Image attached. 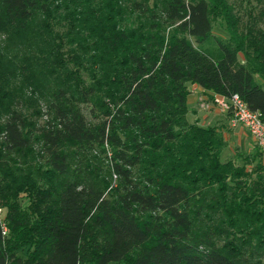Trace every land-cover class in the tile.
Here are the masks:
<instances>
[{"label": "trees", "instance_id": "16d2710c", "mask_svg": "<svg viewBox=\"0 0 264 264\" xmlns=\"http://www.w3.org/2000/svg\"><path fill=\"white\" fill-rule=\"evenodd\" d=\"M243 4L0 0V264H264L262 151L188 119L197 84L264 120Z\"/></svg>", "mask_w": 264, "mask_h": 264}, {"label": "built area", "instance_id": "2783aa9c", "mask_svg": "<svg viewBox=\"0 0 264 264\" xmlns=\"http://www.w3.org/2000/svg\"><path fill=\"white\" fill-rule=\"evenodd\" d=\"M218 107L231 114L230 124L245 126L251 134L255 145L264 155V120L258 112L252 111L241 97L235 94L231 98L215 96ZM6 209L0 204V225L3 235L8 234Z\"/></svg>", "mask_w": 264, "mask_h": 264}, {"label": "crops", "instance_id": "0c3cea01", "mask_svg": "<svg viewBox=\"0 0 264 264\" xmlns=\"http://www.w3.org/2000/svg\"><path fill=\"white\" fill-rule=\"evenodd\" d=\"M190 94L188 97H192L194 101V105L191 109H189L188 113V119L189 115L191 114V119H189L191 122L198 120L199 124L202 126H207V122L202 123L201 117H209L210 115H206L207 113L212 114V118L214 117L217 119L216 125L214 127H217L219 132L225 131V129H228L231 131V128L234 129L231 132V137L236 138L239 142V148L242 151H246L248 154L252 153L255 150V142L249 133L248 129L243 125H237L235 127H232L230 125V119L231 115L230 113L222 110L220 107H213L211 109H199V106L201 102L206 98L207 95H211L210 92H205L202 87H200L197 84H189L188 85ZM203 114V115H202ZM223 121V122H222ZM226 121L229 123V127H226ZM212 122V121H210ZM209 123V122H208ZM222 134V133H221ZM222 136L228 141L225 134H222Z\"/></svg>", "mask_w": 264, "mask_h": 264}, {"label": "rangeland", "instance_id": "374dc122", "mask_svg": "<svg viewBox=\"0 0 264 264\" xmlns=\"http://www.w3.org/2000/svg\"><path fill=\"white\" fill-rule=\"evenodd\" d=\"M233 2H235L236 4H240L241 2H243V5H246V0H232ZM243 11V10H241ZM229 37L228 32L226 31V25L225 23L220 19V18H213L212 21V34L210 39L206 42L205 45H210V46H215L216 45V40L220 39V38H224L227 39ZM258 82H261V80L259 79V77H256ZM262 83V82H261ZM188 106L189 109H191L194 105V101L192 97H188ZM217 102L215 101V97L213 95H207L206 98L201 102L199 109H211L213 107H217ZM203 115V114H202ZM206 115H210L208 118L207 117H201V122H207V126H211L214 127L216 125V121L217 119H215L214 117L212 118V114L211 113H207ZM189 119H191V114L189 115ZM207 120V121H206ZM212 121V122H210ZM223 122V121H222ZM231 125V124H230ZM226 127H229V123L228 121H226ZM234 131V129L231 128V131ZM229 129L227 131V129H225V131H222V134H225V136L227 137V139L229 140V143L227 145V147L224 149L223 153H222V160L226 161L229 158L233 157L235 155V153L237 151H242L240 150L239 146V142L237 141L236 138L231 137V132ZM244 154H248L246 151H242ZM254 152V151H253ZM252 152V153H253ZM115 183V178H114V182Z\"/></svg>", "mask_w": 264, "mask_h": 264}]
</instances>
